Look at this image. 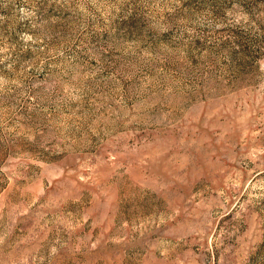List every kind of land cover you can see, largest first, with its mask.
I'll return each instance as SVG.
<instances>
[{
    "label": "rangeland",
    "instance_id": "rangeland-1",
    "mask_svg": "<svg viewBox=\"0 0 264 264\" xmlns=\"http://www.w3.org/2000/svg\"><path fill=\"white\" fill-rule=\"evenodd\" d=\"M0 264H264V0H0Z\"/></svg>",
    "mask_w": 264,
    "mask_h": 264
}]
</instances>
